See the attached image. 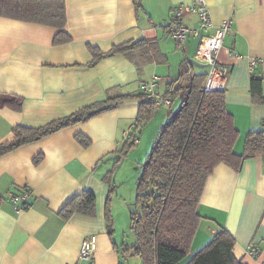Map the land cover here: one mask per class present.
<instances>
[{
	"label": "crops",
	"instance_id": "1",
	"mask_svg": "<svg viewBox=\"0 0 264 264\" xmlns=\"http://www.w3.org/2000/svg\"><path fill=\"white\" fill-rule=\"evenodd\" d=\"M65 1L64 31L72 38L66 44L54 45L57 28L0 17V94L23 99L20 111L0 108V144L13 140L16 126L42 127L109 95H144L141 84L154 76L163 79L157 91L164 97L185 59L197 74H208L209 67L196 60L200 37L188 36L178 44L168 28L172 11L183 6V23L199 29L200 18L189 8L192 0H142L138 10L133 0ZM204 1L214 29L231 22L217 60L229 69L224 91L227 110L239 133L233 152L241 156L246 136L264 133V104L254 103L251 95V80L256 77L262 81L264 98V0ZM138 40L157 43L158 51L150 60L139 53L132 58L119 54L89 66L93 61L89 46L107 53ZM177 45L182 48V59L175 70ZM179 104H172L167 115L159 110L139 137V144L146 143L142 163L156 140L153 137ZM139 105L138 100L124 102L115 110L0 158V264H124L135 256L124 252L135 245L136 237L132 230V241L120 234L125 211L123 207L117 211L120 200L114 197L109 206L112 222L109 220L110 187L102 178L119 159L114 152L131 134ZM148 128L154 131L145 142ZM78 134L92 142L89 148L77 142ZM39 156L43 160L36 165ZM84 191L96 197L95 216L76 213L63 219L61 210ZM25 192L30 195L28 205L16 213L11 198ZM197 212L200 225L188 257L180 264H188L222 229L235 239L238 260L264 264V155L245 161L239 173L219 165L206 182ZM109 226L116 235H109ZM92 235L98 241L94 259L81 260L82 242ZM252 244L260 249L257 257L248 253Z\"/></svg>",
	"mask_w": 264,
	"mask_h": 264
},
{
	"label": "trees",
	"instance_id": "2",
	"mask_svg": "<svg viewBox=\"0 0 264 264\" xmlns=\"http://www.w3.org/2000/svg\"><path fill=\"white\" fill-rule=\"evenodd\" d=\"M133 2L137 10L142 8V0ZM0 17L57 28L59 32L54 45L72 41L64 31L67 20L65 0H0ZM89 50L93 57L89 66H94L107 57L119 54L132 58L139 53L142 58L150 60L158 51V45L153 40H138L115 46L107 53L92 46H89ZM206 80L207 75L197 74L185 59L178 78L168 83V90L164 94V98L170 99L172 104L179 101V109L170 113L151 152L141 164L136 197V206L140 211H132L130 215V228L136 243L124 248L125 253L132 252L138 256L142 264H180L184 261L200 225L198 205L214 170L225 164L239 173L245 161L264 155L262 131L249 133L243 154H234L239 133L234 127L233 116L227 110L226 92L205 90ZM261 83V79L252 78L251 95L254 103L263 105ZM131 100L140 102L134 128L128 139L114 152L119 159L102 178L110 187L107 209L112 222L109 206L116 191L115 174L131 149L138 146L135 137H141L146 125L154 120L160 110V106L146 95H109L104 101L92 103L45 126H16L12 130L13 140L0 144V158L63 129L86 123ZM22 106V98L0 94V108L20 111ZM76 140L83 148H89L92 144L82 134L76 135ZM42 160L43 157L39 156L34 164ZM96 202L93 193L84 191L67 203L59 214L65 220L76 213L93 217ZM109 229L112 236V226ZM235 245L233 236L222 229L188 264H244L234 255Z\"/></svg>",
	"mask_w": 264,
	"mask_h": 264
},
{
	"label": "built area",
	"instance_id": "3",
	"mask_svg": "<svg viewBox=\"0 0 264 264\" xmlns=\"http://www.w3.org/2000/svg\"><path fill=\"white\" fill-rule=\"evenodd\" d=\"M182 8L183 6H179L172 11V20L169 26V32L173 39H182L186 33V30L177 23V17L180 16V10ZM189 8L201 17L204 25H211V15L204 0H192ZM230 28L231 24L226 22L222 26L215 28V37H213L208 43H205L204 41L201 42L197 48L196 60L209 67L205 84V90L207 91H224L226 88L229 69L218 63L216 53L222 49V39L226 37ZM196 30L200 34L202 33L200 25L199 29ZM162 80L163 79L161 77L154 76L150 81L143 82L140 88L144 95L155 101L160 107L165 106L171 108L172 101L160 96L157 91L159 87L158 83ZM135 141L136 143H139V138L135 137ZM29 196L28 192L12 196L11 201L16 213H20L28 205L27 201ZM97 242V237L94 235L88 236L83 240L80 251L81 260L92 261L94 259ZM248 253L253 257H257L260 254V249L257 245L252 244L248 248Z\"/></svg>",
	"mask_w": 264,
	"mask_h": 264
},
{
	"label": "rangeland",
	"instance_id": "4",
	"mask_svg": "<svg viewBox=\"0 0 264 264\" xmlns=\"http://www.w3.org/2000/svg\"><path fill=\"white\" fill-rule=\"evenodd\" d=\"M176 47L179 50V54H178V56H175L173 58V60L176 61L177 64H176V62H173V63H174V67H175L174 69L178 70L179 69L178 61L182 59V52H181L182 48H181V46H178V45ZM178 106H176L174 108V110L177 111L179 109ZM177 107H178V109H177ZM160 111L159 112L161 113V115H167V113L169 114L170 109L168 107L164 106V107L160 108ZM176 111H174V112H176ZM159 119H161L160 121H162V118H159ZM159 119L156 120L155 125L158 123ZM148 125H146V127ZM151 127H154V126H151ZM153 131H154V128H148L147 134H146L145 139H144L145 142L148 141L149 132L152 135ZM154 138H156V135L153 137V139ZM137 145L138 146H135L131 149L130 154H132V158L128 159L129 156L127 158H125V160L122 162L120 168L117 170V173L115 174V177H114V185L116 186V191H115L113 197H114L115 201L120 200V202H118V204H117V208H118L117 211L121 210L122 207H123V210L125 211L124 216H123L122 221H121V224L119 226V228L121 227L120 234L122 232V236H123L124 240H127V241H129L128 237H131L130 240L132 241V232H131V228H130V210H132L134 213H136V211H138V212L140 211V209L137 208V206H136L137 182H138V179L141 175L140 168H141L142 161H139V160L140 159L142 160V155L144 154V153L142 154V149H145L146 143H144L143 145H142V143L141 144L137 143ZM151 149H152V146L150 147V152H151ZM146 157H145V159H146ZM145 159H143V160L145 161ZM115 235H116V233H115ZM124 264H141V263L136 256H130V257H128V259L126 261H124Z\"/></svg>",
	"mask_w": 264,
	"mask_h": 264
},
{
	"label": "bare ground",
	"instance_id": "5",
	"mask_svg": "<svg viewBox=\"0 0 264 264\" xmlns=\"http://www.w3.org/2000/svg\"><path fill=\"white\" fill-rule=\"evenodd\" d=\"M190 11H192V10L190 9ZM182 13H183V8L180 10V16L177 17V23L186 30V33H185V35H184V37L182 39L174 38V40L178 44H183L186 41L188 36L200 37V43L203 42V41L205 43H208L213 37H215V32L214 33H208L210 30L214 29V23L212 21H211V25L210 26H206V25L203 24V21L201 20V17L198 15L199 18H200V27H201L202 32L204 33L202 35L196 29H190V28L186 27V25L183 23ZM226 23L231 24L230 21H227ZM169 26H168V28H169ZM224 40H225V37L222 39V42H221L222 46H223ZM218 53H219V51L216 53V57H217Z\"/></svg>",
	"mask_w": 264,
	"mask_h": 264
}]
</instances>
